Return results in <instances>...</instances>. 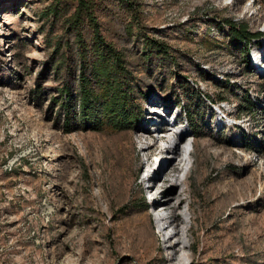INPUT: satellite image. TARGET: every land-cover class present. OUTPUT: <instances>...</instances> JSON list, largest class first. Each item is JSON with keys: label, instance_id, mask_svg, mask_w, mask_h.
I'll return each mask as SVG.
<instances>
[{"label": "rangeland", "instance_id": "374dc122", "mask_svg": "<svg viewBox=\"0 0 264 264\" xmlns=\"http://www.w3.org/2000/svg\"><path fill=\"white\" fill-rule=\"evenodd\" d=\"M95 2L103 36L125 54L131 129L66 126L62 90L78 89L81 58L73 0H0V264H264V0ZM229 20L262 31L248 58ZM80 28L92 45L90 20ZM152 40L171 56H149ZM162 126L186 138L177 176L196 169L177 210L196 231L172 237L184 247L175 260L173 227L160 232L170 210L155 211L163 178L148 188L166 158L148 165L142 150ZM197 167L219 194L213 215ZM192 199L213 218L193 221Z\"/></svg>", "mask_w": 264, "mask_h": 264}, {"label": "trees", "instance_id": "16d2710c", "mask_svg": "<svg viewBox=\"0 0 264 264\" xmlns=\"http://www.w3.org/2000/svg\"><path fill=\"white\" fill-rule=\"evenodd\" d=\"M73 1L76 5L70 25L77 32L81 58L78 89L75 92L67 85L62 90L66 94V102L63 104L67 118L66 126L76 124V127H80L85 124L98 131L106 125L116 130L131 129L137 122V114L134 115L135 111L132 109L134 89L126 68L125 54L103 36L93 14L95 0ZM85 18L90 20L93 28L92 45L84 42L80 31L81 22ZM228 25L231 41L234 45L244 47L248 58L253 41H259L263 35L262 31H253L248 25L233 20H229ZM151 42L145 47L149 56H171L168 46L155 40ZM223 100L224 98L219 99ZM248 102L251 105L250 99Z\"/></svg>", "mask_w": 264, "mask_h": 264}, {"label": "bare ground", "instance_id": "6f19581e", "mask_svg": "<svg viewBox=\"0 0 264 264\" xmlns=\"http://www.w3.org/2000/svg\"><path fill=\"white\" fill-rule=\"evenodd\" d=\"M162 131H163V134H159L155 138L156 141L153 144H148L142 150L147 152V155H148L147 160L144 162L145 164L152 165V159L155 155H160V156H163L166 158L165 162L157 170V173L154 175L153 174L150 175L149 180H150V182H152V184H150L148 186V188L154 189L157 186V183H156L157 179L160 177L163 178L162 179V181L164 183L163 186L165 187L166 192L168 193V196L164 200L165 205L161 206V207H157L155 209V211H157L159 209H161L162 211L170 210V214H163V215L161 214L162 215L161 219L165 220L167 222V225L165 227H162L160 229V232L165 233V231H167V229L169 227H173V230H174L173 233L171 235L167 236V241L171 242L172 237H174L175 235H179V233H181L182 231H184L186 234L189 232H195L196 231V228L193 225H191V226L186 225V223H187L186 220L181 216V214H179V212H177V210L179 208H181L187 202V198L183 197L182 193L187 192L190 189V186H189V189L183 187L182 190L180 191V186H182L184 183H186L193 176L192 173H194V171L196 169L188 172L187 177L185 179H182V178L180 179L177 176V173L182 172L184 169L182 164L187 161V160L185 161L184 157L182 156L183 154L181 153V149H180L181 144L185 143L186 138H185L184 134H181L180 132H178L176 130L172 131L166 126H162V127H160V129H158V128L155 129V132H157V133L162 132ZM151 136L153 137L154 135L152 134ZM162 141L169 143V146L167 149H163L162 147L159 146V143H161ZM193 145L198 147L200 145V143H199V141L195 140L193 142ZM202 147H203L204 153H206L208 155L212 154V150H211L212 143L210 142V140H207V142H205ZM191 153H192V151L190 152V154ZM223 153H224V150L223 151H217V152H214V155L218 159H220ZM199 162H201V161L199 160L198 164H199ZM193 166H195V165H193ZM193 166H192V168H193ZM197 172L199 173L197 175L198 176L197 177V181H198L197 186H203V184H206V181H212L213 180V178L209 174H207L205 169H201L200 167H197ZM183 174H185V172ZM203 188H204V191L206 194H209V192H210V196H211V194L213 195V197L210 199V203H209L210 207H211L210 213L213 215V213L215 212V209H216L215 207L218 206L219 194L217 192H215L213 189H209V187L203 186ZM230 200L232 201V199H230ZM157 202L158 201H155L154 205L157 204ZM189 205H190L191 214H193V216L191 217V219L193 221L202 220L204 222L207 219H210L212 217L211 215L206 217L207 213L205 214V212L203 210H201L199 213H197V211L194 207V199H192V201L189 203ZM203 205H205V204H203ZM197 223H199V222H197ZM182 244H183V240L181 238H179L175 242L170 243V246L168 248H169V250L172 251L171 260H175L178 258L179 253L184 248V247H182Z\"/></svg>", "mask_w": 264, "mask_h": 264}]
</instances>
